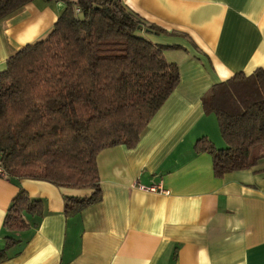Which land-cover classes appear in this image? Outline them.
I'll return each mask as SVG.
<instances>
[{
  "label": "crops",
  "instance_id": "1",
  "mask_svg": "<svg viewBox=\"0 0 264 264\" xmlns=\"http://www.w3.org/2000/svg\"><path fill=\"white\" fill-rule=\"evenodd\" d=\"M122 1L166 31L149 38L166 46L179 82L134 147L98 153L100 199L80 211L66 215L65 198L89 190L0 176V264H264V157L218 176L212 155L194 150L201 137L224 146L204 94L264 68V0ZM63 8V0H33L1 18L0 71L44 39ZM20 189L41 212L9 232L3 219ZM7 236L15 241L6 246Z\"/></svg>",
  "mask_w": 264,
  "mask_h": 264
},
{
  "label": "trees",
  "instance_id": "2",
  "mask_svg": "<svg viewBox=\"0 0 264 264\" xmlns=\"http://www.w3.org/2000/svg\"><path fill=\"white\" fill-rule=\"evenodd\" d=\"M32 1L0 0V19ZM63 1L50 33L10 56L0 71V165L9 180L89 190L65 198L71 215L100 199L98 153L134 147L180 77L163 55L166 46L149 38L166 31L122 0ZM202 104L215 115L224 146L201 137L194 150L212 155L216 175L264 157V68L213 85ZM41 208L20 189L4 229L24 230V215ZM14 241L7 236L6 246Z\"/></svg>",
  "mask_w": 264,
  "mask_h": 264
},
{
  "label": "built area",
  "instance_id": "3",
  "mask_svg": "<svg viewBox=\"0 0 264 264\" xmlns=\"http://www.w3.org/2000/svg\"><path fill=\"white\" fill-rule=\"evenodd\" d=\"M0 176L6 177V174H5L4 170L2 169L1 165H0ZM151 189H153V188H151Z\"/></svg>",
  "mask_w": 264,
  "mask_h": 264
},
{
  "label": "rangeland",
  "instance_id": "4",
  "mask_svg": "<svg viewBox=\"0 0 264 264\" xmlns=\"http://www.w3.org/2000/svg\"><path fill=\"white\" fill-rule=\"evenodd\" d=\"M43 37H45V36H43ZM216 126V125H215ZM216 128V127H215Z\"/></svg>",
  "mask_w": 264,
  "mask_h": 264
}]
</instances>
